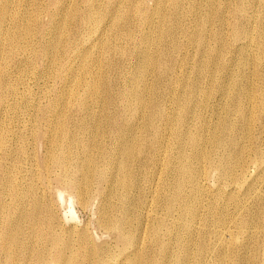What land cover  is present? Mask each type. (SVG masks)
I'll return each instance as SVG.
<instances>
[{
    "label": "rangeland",
    "instance_id": "1",
    "mask_svg": "<svg viewBox=\"0 0 264 264\" xmlns=\"http://www.w3.org/2000/svg\"><path fill=\"white\" fill-rule=\"evenodd\" d=\"M0 31V264H264V0H0Z\"/></svg>",
    "mask_w": 264,
    "mask_h": 264
},
{
    "label": "bare ground",
    "instance_id": "2",
    "mask_svg": "<svg viewBox=\"0 0 264 264\" xmlns=\"http://www.w3.org/2000/svg\"><path fill=\"white\" fill-rule=\"evenodd\" d=\"M90 2V1H89ZM95 2H96V0H95ZM122 5V4H121ZM121 5L119 6V7H121ZM93 7V6H92ZM124 8V7H123ZM115 9V8H114ZM119 9H121V8H119ZM89 10V9H88ZM91 10V9H90ZM116 10H118V9H116ZM92 12H93V10H91ZM110 11V10H109ZM122 11H123V9H122ZM89 12V11H88ZM92 12H89V13H87V14H93ZM120 12V11H119ZM114 13L115 12H113V14L112 15H114ZM85 14V13H84ZM86 14V15H87ZM108 14V13H107ZM118 14V13H117ZM120 14H123V13H120ZM83 15V14H82ZM111 15V16H112ZM91 16V15H90ZM110 16V15H109ZM120 16V15H119ZM115 17H118V16H115ZM84 18V17H83ZM86 18V17H85ZM87 19V18H86ZM118 19V18H117ZM88 20V19H87ZM94 20V19H93ZM113 20H116V19H113ZM119 20V19H118ZM117 20V21H118ZM124 20V19H123ZM92 21V20H91ZM91 21H89V22H91ZM83 22H84V20H83ZM94 22V21H93ZM96 22V21H95ZM120 22V21H119ZM114 23H115V21H114ZM84 24V23H83ZM86 24L88 25V23H87V21H86ZM85 24V25H86ZM90 24V23H89ZM177 24V23H176ZM91 25V24H90ZM110 25V24H109ZM94 26V25H93ZM114 26V25H113ZM91 27V26H90ZM95 27H96V25H95ZM112 27V26H111ZM110 27V28H111ZM88 28V27H87ZM108 28V27H107ZM91 29H94V27L93 28H91ZM98 29V28H97ZM114 29V28H113ZM48 30H50V29H48ZM173 30V29H172ZM91 31V30H90ZM96 31V30H95ZM100 31V30H99ZM108 31V30H107ZM111 31H113V30H111ZM1 32V31H0ZM47 32V31H46ZM90 33V32H89ZM93 33V32H92ZM97 34V33H96ZM103 34V33H102ZM116 35V34H115ZM89 36V35H88ZM100 36V35H99ZM103 36V35H102ZM189 36V35H188ZM90 37H92V36H90ZM101 37V36H100ZM94 39V38H93ZM117 39V38H116ZM87 40V39H86ZM95 40V39H94ZM190 40V39H189ZM88 41H90L89 39H88ZM99 41V40H98ZM192 41V40H191ZM105 43H107V42H105ZM105 43H103V44H105ZM262 43V42H261ZM90 44V43H89ZM102 44V43H101ZM91 45V44H90ZM89 45V46H90ZM101 46V45H100ZM103 46V45H102ZM116 46V45H115ZM173 46V45H172ZM179 46V45H178ZM117 47V46H116ZM174 47H175V44H174ZM77 49V48H76ZM163 49V48H162ZM74 50H75V48H74ZM71 54H73V53H71ZM78 54V53H77ZM149 56V55H148ZM78 57V56H77ZM149 58V57H148ZM147 62V61H146ZM74 64V63H73ZM83 68H85V67H83ZM159 68V67H158ZM86 69V68H85ZM169 70V69H168ZM164 71V70H163ZM71 72V71H70ZM158 72H160V70L158 71ZM144 73V72H143ZM161 73V72H160ZM159 73V74H160ZM140 76H142V75H140ZM11 77V76H10ZM6 79H8V78H6ZM11 79V78H10ZM132 87H134V86H132ZM90 88L92 89L90 92V96H92V95H94V92H95V84H92L91 86H90ZM97 89V88H96ZM134 89V88H133ZM136 89V88H135ZM124 90H126V88L124 89ZM138 90V89H137ZM134 91V90H133ZM138 91H140V90H138ZM136 92V91H135ZM134 92V93H135ZM142 92H143V90H142ZM97 93V92H96ZM123 94H125V93H123ZM130 95H132V94H130ZM139 95H142L141 93L139 94ZM96 96V95H95ZM135 96V95H134ZM137 96V95H136ZM128 97V96H127ZM132 97V96H131ZM90 98V97H89ZM140 98V97H139ZM90 99H94V98H90ZM96 100V99H95ZM85 102H87L86 100H84ZM142 101V100H141ZM8 101H6L5 103H7ZM85 102L84 103H82L81 104V106H80V108L81 109H83L84 110V114L85 113H87L86 111V108L89 106H87V104L85 105ZM9 103V102H8ZM137 104V103H136ZM138 104H139V102H138ZM142 104V103H141ZM241 106V105H240ZM129 107H130V105H129ZM133 108V107H132ZM90 109V108H89ZM88 109V110H89ZM140 109H142V107H140L139 108V110ZM146 109V108H145ZM91 110V109H90ZM240 110V109H239ZM135 111V110H134ZM89 112V111H88ZM243 112V111H242ZM140 113V112H139ZM157 113V112H156ZM149 114V116H147V117H150V113H148ZM88 115V114H87ZM91 115H93L92 113H91ZM90 115V116H91ZM141 115V114H140ZM144 115V114H143ZM153 115V114H152ZM154 116V115H153ZM152 116V117H153ZM155 116H156V114H155ZM158 116V115H157ZM155 117V118H158V117ZM163 116V115H162ZM93 117V116H92ZM146 117V116H145ZM94 119H95V117H94ZM121 120H123V119H121ZM126 120V119H125ZM124 120V121H125ZM150 120V119H149ZM170 120V119H169ZM168 120V121H169ZM123 121V122H124ZM168 121H167V123H168ZM94 122V121H93ZM97 122V121H96ZM122 121H120L119 123H121ZM163 122V121H162ZM164 122H166V120L164 121ZM163 122V123H164ZM127 123H129V122H127ZM126 123V124H127ZM96 124V123H95ZM149 124V123H148ZM175 124V123H174ZM152 125V124H151ZM150 126V125H149ZM148 126V127H149ZM165 126H167V125H164V127ZM232 126V125H231ZM204 127H205V125H204ZM80 129H81V131L82 132H86V131H90V129H91V127H89L88 126V124L86 125V124H84V125H82L81 127H80ZM167 129V128H166ZM202 130V129H201ZM174 131V130H173ZM181 131V130H180ZM177 132H178V129H177ZM177 132H174V134L176 133L177 134ZM179 133H181L182 134V131L181 132H179ZM186 133V132H185ZM70 135L69 133H67V132H61L60 133V136L59 137H57V138H55L53 141L54 142H56V143H60V144H63V146H64V148H65V151L62 153V154H59V155H55L54 153H52V152H48L47 153V157L48 158H50V159H54L55 160V163H59L58 164V166L61 164V163H65V162H69L70 161V157H69V149L71 148V145L73 144V145H79V140L75 137V138H73V136H71L72 138H73V140H71V141H66V140H64V136L65 135ZM188 135V134H187ZM176 136V135H175ZM178 137H179V135H177ZM54 137V136H53ZM65 138H67V137H65ZM185 138V137H184ZM189 143L191 142V144L193 143L195 146H194V148H195V152L194 153H196V152H198V140H197V138H195V137H190V134H189ZM69 139V138H68ZM75 139V140H74ZM192 144V145H193ZM220 144V143H219ZM191 146V145H190ZM200 146V145H199ZM9 149V148H8ZM7 149V150H8ZM22 150H24V149H22ZM9 151V150H8ZM23 153V152H22ZM161 156V155H160ZM159 156V157H160ZM106 159V156L104 155V153H103V151H101L100 152V156H99V159H97L94 163H97L98 162V160H105ZM160 159V158H159ZM158 160V159H157ZM117 161V159H115L114 160V162H116ZM90 162V155H89V153L87 152V150L86 149H82V151H81V153H79L78 154V156H77V159H76V162L75 163H82V164H80V165H78V166H76V169H77V174L76 175H79V177L81 178V183H79L78 182V184L75 186V189H76V193H78V194H80V192H81V190L82 191H84V190H86L87 189V182H86V180H87V177H88V172H89V170H88V163ZM155 162V161H154ZM160 162V161H159ZM112 164H114V163H112ZM115 165H118V163H115ZM182 165H179L178 167H179V172H183V174L184 173H186L187 172V167H185V168H182L181 167ZM44 168H46V167H44ZM47 170V169H46ZM123 170V169H122ZM49 171V170H48ZM68 171H69V169H66L65 170V174L64 175H68ZM47 172V171H46ZM23 173H25V172H23ZM121 173V172H120ZM22 174V173H21ZM23 175V174H22ZM96 179L97 180H99L100 182L104 179V177H103V173H101V174H99V175H97L96 176ZM224 179V178H223ZM4 181H5V183H6V181L7 180H5L4 179ZM10 181V180H9ZM8 181V182H9ZM63 181V180H62ZM191 182V181H190ZM13 183V182H12ZM14 183H15V181H14ZM114 183V182H113ZM116 183H122L123 184V181L122 182H116ZM10 184V183H9ZM6 185V184H5ZM113 185V184H112ZM111 185V186H112ZM32 186V185H31ZM5 187V186H4ZM3 187V188H4ZM9 187H10V185H9ZM2 188V189H3ZM26 188V187H25ZM112 188V187H111ZM127 188V187H126ZM8 188H7V186L5 187V192L6 191H8L9 192V189L11 190V188H9L8 190H7ZM14 189V188H13ZM23 189V188H22ZM35 188H33V187H29V190L31 191V192H33L32 190H34ZM4 190V189H3ZM15 190V189H14ZM19 191V190H18ZM17 191V192H18ZM220 191V190H219ZM23 194V193H22ZM33 195V194H32ZM26 196H27V194H26ZM120 196H122V194H120ZM128 196V195H127ZM126 196V197H127ZM18 197V196H17ZM34 197V196H33ZM29 198V197H28ZM103 198V197H102ZM116 199H117V197H116ZM26 200V199H25ZM104 201V200H103ZM25 201H23V203H24ZM27 202V201H26ZM3 204V203H2ZM1 204V206H3ZM80 204V203H79ZM81 204H83V203H81ZM23 207V206H22ZM17 209V208H16ZM99 209H100V207H99ZM21 210V209H20ZM99 211V210H98ZM102 211V210H101ZM38 214V213H37ZM36 214V215H37ZM19 216H20V214H19ZM31 217V216H30ZM106 218V217H105ZM114 219V218H113ZM31 220V219H30ZM101 223V222H100ZM125 224H126V219L123 217V216H121L119 219H115V220H107L105 223H103L102 222V225L105 227V229H107V230H111V231H118L119 233H120V237H119V239L121 240V242H125V239L126 240H130V236H128V234H126L125 233V231H127L126 229H124V228H126L125 227ZM6 225V224H5ZM5 225H4V227H5ZM32 225V224H31ZM3 227V226H2ZM1 227V228H2ZM171 229V228H170ZM50 239V238H49ZM130 243H131V241H130ZM132 243H133V241H132ZM138 245V244H137ZM68 246V245H67ZM136 246V245H135ZM137 247V246H136ZM5 248V246H3L2 247V249H4ZM132 248H135L134 246H132ZM66 249V248H65ZM137 249V248H136ZM3 251V250H2ZM136 251V250H135ZM134 251V252H135ZM138 251V250H137ZM138 253V252H137ZM137 253H135V255H137ZM44 254V253H43ZM39 255H42V253H40ZM40 257H42V256H40ZM39 257V258H40ZM55 262H56V264H61L62 263V260H61V254H56V258H55Z\"/></svg>",
    "mask_w": 264,
    "mask_h": 264
}]
</instances>
